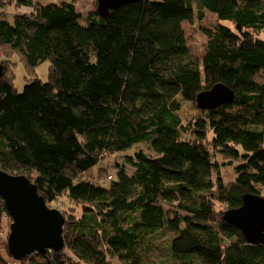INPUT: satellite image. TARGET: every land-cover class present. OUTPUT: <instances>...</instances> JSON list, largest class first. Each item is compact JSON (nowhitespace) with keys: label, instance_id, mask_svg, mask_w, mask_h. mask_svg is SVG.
Returning <instances> with one entry per match:
<instances>
[{"label":"trees","instance_id":"16d2710c","mask_svg":"<svg viewBox=\"0 0 264 264\" xmlns=\"http://www.w3.org/2000/svg\"><path fill=\"white\" fill-rule=\"evenodd\" d=\"M8 5L27 11L7 15ZM0 7V51L10 59L0 169L28 177L49 207L67 206L64 248L16 260L0 197V264H264V243L223 220L246 194L264 197V0H139L106 17L98 3L86 15L65 1ZM206 11L218 26L204 31L198 62L184 24ZM46 61L43 82L35 71ZM19 63L30 76L22 92ZM220 83L233 103L198 109L197 95ZM186 103L198 112L191 119ZM127 151L114 175L87 176Z\"/></svg>","mask_w":264,"mask_h":264},{"label":"water","instance_id":"95a60500","mask_svg":"<svg viewBox=\"0 0 264 264\" xmlns=\"http://www.w3.org/2000/svg\"><path fill=\"white\" fill-rule=\"evenodd\" d=\"M137 1L98 0V11L106 17L111 9ZM2 76L3 66L0 65V79ZM233 101V90L223 83L199 93L196 98L197 108L202 111H212ZM0 197L12 219L7 242L14 259L20 260L35 253L58 252L64 248L63 213L47 205L28 177L11 175L0 169ZM223 220L236 227L248 243H264V197L246 194L242 206L224 212Z\"/></svg>","mask_w":264,"mask_h":264},{"label":"rangeland","instance_id":"374dc122","mask_svg":"<svg viewBox=\"0 0 264 264\" xmlns=\"http://www.w3.org/2000/svg\"><path fill=\"white\" fill-rule=\"evenodd\" d=\"M40 2L43 3H58V2H73L76 5V8L82 12L83 14H88L90 11L95 10L97 7L98 0H39ZM16 7L13 6H6L5 8H2V11H4L7 15H14L16 12L23 13L26 12V9H18L16 10ZM0 12H1V7H0ZM228 26L232 27V24L229 22H225ZM218 26V19L216 15H213L209 12H205V17L202 21L196 20L194 24H184V30L186 33L187 37V43L190 49V53L196 61L200 62L205 51V46L207 43V37L204 33L205 30H214ZM7 59L10 60L9 58H4L2 56V53L0 51V65H2L3 61ZM3 66V73H4V65ZM49 68L50 64L48 61L40 64L35 71V74L40 78L43 82H47L49 78ZM15 74H16V82H15V87L19 92H22L24 89V86L27 83V79H30V76L26 72L23 64L19 63L15 67ZM197 110L196 108L191 104H184L182 107V115L185 119H191L194 116L197 115ZM136 149H144L145 151L148 150V146L141 144L135 147ZM133 151H127L125 153L119 154V155H113L109 157L108 159L100 162L97 166L94 168L90 169L89 171L86 172L87 176L89 177H96L98 175V171L100 169H107L106 175L109 177L110 175H114L116 172V164H123L125 163V156L127 154H132ZM220 163L224 161L225 166L221 168L222 174L225 178V180H230L234 179L235 175L233 173V167L227 166V163L229 160H226L222 157L219 158L218 160ZM106 178H102L101 180H105ZM107 180V179H106ZM262 195L264 196V189L262 190ZM60 205V204H59ZM51 206L52 208H55L59 211H62L64 209H67V206L65 204L61 203L60 206ZM50 207V208H51ZM166 209H168V206H165ZM225 210L224 212H226ZM12 223V219H10ZM11 225V224H10ZM9 229L5 231L3 237H7L10 234V226L8 227ZM167 238H163V241H165ZM164 243V242H163ZM164 246L166 247V244L164 243ZM158 253V252H157ZM165 254V253H164ZM114 264H118L117 261H114Z\"/></svg>","mask_w":264,"mask_h":264}]
</instances>
